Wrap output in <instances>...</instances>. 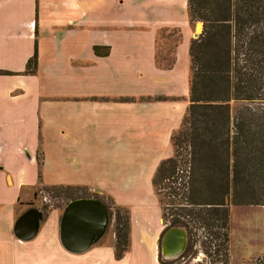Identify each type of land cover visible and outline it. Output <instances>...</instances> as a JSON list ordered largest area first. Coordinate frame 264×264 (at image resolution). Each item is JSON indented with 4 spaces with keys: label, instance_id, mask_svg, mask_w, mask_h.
Wrapping results in <instances>:
<instances>
[{
    "label": "crops",
    "instance_id": "crops-1",
    "mask_svg": "<svg viewBox=\"0 0 264 264\" xmlns=\"http://www.w3.org/2000/svg\"><path fill=\"white\" fill-rule=\"evenodd\" d=\"M159 31L179 35L169 67L156 62ZM200 32L187 0H0V264H162L152 178L173 156L170 138L189 104L190 42ZM66 187L127 211L120 258L113 230L79 254L61 247L65 205L35 195ZM29 209L41 219L21 241L12 229ZM231 242L227 264L264 256V238L252 252L239 238L236 261Z\"/></svg>",
    "mask_w": 264,
    "mask_h": 264
},
{
    "label": "trees",
    "instance_id": "trees-1",
    "mask_svg": "<svg viewBox=\"0 0 264 264\" xmlns=\"http://www.w3.org/2000/svg\"><path fill=\"white\" fill-rule=\"evenodd\" d=\"M187 16L189 23H201L190 42L189 104L170 138L173 156L158 164L152 187L156 196L162 188L180 205L161 233L185 228L191 250L192 228L203 229L201 251L227 264L229 207L264 206V0H187ZM92 50L107 54V48ZM35 62L34 52L26 73L34 72ZM230 102L238 104L232 111ZM117 210L111 215L120 258L128 226L127 213ZM157 258L173 264L159 252Z\"/></svg>",
    "mask_w": 264,
    "mask_h": 264
},
{
    "label": "rangeland",
    "instance_id": "rangeland-1",
    "mask_svg": "<svg viewBox=\"0 0 264 264\" xmlns=\"http://www.w3.org/2000/svg\"><path fill=\"white\" fill-rule=\"evenodd\" d=\"M179 35L176 32H166L159 31L156 39L157 44V61L159 65H164L165 59H170V52L173 45L177 42ZM93 51V50H92ZM102 53V49L100 50ZM167 61V60H166ZM231 111L234 110L238 104L230 102L229 104ZM179 159V157H178ZM157 198L159 201V210L160 217L163 214L165 221L162 220V225L167 224L169 219L175 216V213L179 214L180 205L177 204L175 199H172L170 196L166 197V190L157 187ZM37 197L43 196L47 198L48 202L53 206H64L68 201L76 198H87V197H98L105 204L107 212L109 213V223L105 230V234L108 235L110 231L114 228V223H112L111 211L117 210L120 216H123V213H127L125 209L115 207L108 198L93 193L85 189H75V188H46L43 189L42 193H36ZM264 206H230V217H229V237L233 255L235 261L238 259L236 246L238 245V239L243 237L245 239V245L248 248V251L252 252L254 249L259 247L261 238H264ZM127 217V226L128 224ZM129 228V226H128ZM163 229V228H162ZM192 241L195 243L191 250L185 248L183 259L175 258L173 262L179 264H215L216 259L211 255H206L201 251L200 244L206 240L207 234L203 229L192 228ZM104 238V237H102ZM210 239V237H208ZM229 239V238H228ZM188 242V241H187ZM158 250V242H157ZM263 256V255H260ZM199 259L200 262H194L193 259ZM196 259V260H197Z\"/></svg>",
    "mask_w": 264,
    "mask_h": 264
},
{
    "label": "water",
    "instance_id": "water-1",
    "mask_svg": "<svg viewBox=\"0 0 264 264\" xmlns=\"http://www.w3.org/2000/svg\"><path fill=\"white\" fill-rule=\"evenodd\" d=\"M40 217V212L35 209L25 211L15 220L12 229L14 237L21 241L32 239L37 233ZM108 223L107 208L98 198L72 199L65 204L59 220V244L68 253H82L104 235ZM186 243L185 228L165 229L159 241L160 257L165 260L177 258L185 250Z\"/></svg>",
    "mask_w": 264,
    "mask_h": 264
},
{
    "label": "built area",
    "instance_id": "built-area-1",
    "mask_svg": "<svg viewBox=\"0 0 264 264\" xmlns=\"http://www.w3.org/2000/svg\"><path fill=\"white\" fill-rule=\"evenodd\" d=\"M253 263L254 264H264V256L259 255V256L254 257ZM215 264H222V262L219 261V262H216Z\"/></svg>",
    "mask_w": 264,
    "mask_h": 264
},
{
    "label": "flooded vegetation",
    "instance_id": "flooded-vegetation-1",
    "mask_svg": "<svg viewBox=\"0 0 264 264\" xmlns=\"http://www.w3.org/2000/svg\"><path fill=\"white\" fill-rule=\"evenodd\" d=\"M94 198H98V197H94ZM99 199V198H98ZM100 200V199H99ZM101 202H102V200H100ZM109 214V213H108ZM161 234V233H160ZM159 239V238H158ZM182 253H184V252H182ZM181 253V255H179L178 257L179 258H182L183 259V254ZM197 259V257L195 258V259H193V260H196ZM162 261L163 262H165V263H167V261L165 260V259H162ZM198 262H200L199 261V259H198ZM173 264H179V263H176V262H173Z\"/></svg>",
    "mask_w": 264,
    "mask_h": 264
},
{
    "label": "bare ground",
    "instance_id": "bare-ground-1",
    "mask_svg": "<svg viewBox=\"0 0 264 264\" xmlns=\"http://www.w3.org/2000/svg\"><path fill=\"white\" fill-rule=\"evenodd\" d=\"M198 261V259L197 260H194V262H197Z\"/></svg>",
    "mask_w": 264,
    "mask_h": 264
}]
</instances>
